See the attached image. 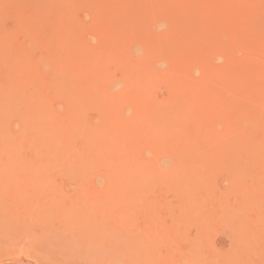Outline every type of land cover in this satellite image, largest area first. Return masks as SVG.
Instances as JSON below:
<instances>
[{"label":"rangeland","instance_id":"374dc122","mask_svg":"<svg viewBox=\"0 0 264 264\" xmlns=\"http://www.w3.org/2000/svg\"><path fill=\"white\" fill-rule=\"evenodd\" d=\"M2 100L0 264H264V0H0Z\"/></svg>","mask_w":264,"mask_h":264},{"label":"bare ground","instance_id":"6f19581e","mask_svg":"<svg viewBox=\"0 0 264 264\" xmlns=\"http://www.w3.org/2000/svg\"><path fill=\"white\" fill-rule=\"evenodd\" d=\"M48 1V0H47ZM36 5V4H35ZM48 9V8H47ZM45 12H46V10H45ZM44 24V23H43ZM9 45V44H8ZM14 45V44H13ZM12 45V46H13ZM5 51V50H4ZM58 52V51H57ZM10 54V53H9ZM48 61V60H47ZM44 63V62H43ZM65 80V79H64ZM61 82V81H60ZM63 83V82H62ZM57 84H60V83H57ZM66 86V85H65ZM55 88V87H54ZM5 100H2V102L0 103V110H2L3 109V106H2V104H3V102H4ZM40 134V133H39ZM38 134V135H39ZM42 135V134H41ZM44 136L45 137H42L43 139L44 138H46L48 141H51L52 139H53V135L52 134H50V133H47V134H44ZM252 178H253V176H250V177H246V176H243V177H241V176H234L231 180H229V181H231V188H230V186H229V188L228 187H226V188H224L225 190L227 189V192H226V195H229V194H232V193H240V194H244V193H250L251 192V190L250 189H248L246 186H248V185H246V186H244V184H246V182H251L252 181ZM254 179V178H253ZM258 179V178H257ZM263 179V178H262ZM258 182V180H255V182ZM260 181V180H259ZM253 183H254V181H252ZM253 183H252V185H253ZM192 185H199V184H194V183H190L189 184V186H192ZM251 185V186H252ZM251 186H250V188H251ZM258 186V185H257ZM255 187V186H254ZM203 189V187L202 186H195L194 188H193V191L189 194V199L187 200L188 201V207H190V209H188L187 207H186V209H184L185 210V212L183 213V210H181V211H179V212H177L176 213V215H174V217L173 218H175V220L177 219V222H178V220H179V222H180V217H182L183 215L184 216H186V219L187 220H189L190 219V222L189 221H186L185 223H186V225H184V226H187V227H190V226H193V225H198V227H199V229H202L203 231H205V230H207V229H209L210 228V226L211 225H214L215 223L213 222V220H212V218H211V216H209V215H206L205 214V212L204 211H202V207H200V205L199 204H197L198 202H199V200L202 198V194H203V191L201 190V189ZM253 188V187H252ZM258 188V187H257ZM205 189H206V187H205ZM259 189V188H258ZM262 189H263V187H262ZM260 190V189H259ZM114 192H115V189L113 190ZM261 191V190H260ZM128 193V192H127ZM261 193V192H260ZM126 194V193H125ZM129 195V194H128ZM245 195V194H244ZM119 196V195H118ZM204 198L205 199H207L208 198V192H207V190L205 191V194H204ZM227 199H229L228 198V196L226 197ZM225 198V199H226ZM120 199V198H119ZM111 200H112V198H111ZM120 200H122V199H120ZM109 201V200H108ZM113 201V200H112ZM111 201V202H112ZM127 201H129L128 199H127ZM127 201H126V203H127ZM201 201V200H200ZM123 203H124V201H122ZM130 202V201H129ZM246 209V208H245ZM244 209V210H245ZM247 211H248V208L246 209ZM241 216H242V213L241 212H230V211H225V212H223L222 213V220H220V223H221V226H222V228L223 229H225V228H227V227H229V229L231 228L232 230H233V232L235 231V235H234V237L232 238V240H236L239 244H243L244 243V245L245 244H250L251 243V241L252 240H250L251 238H250V235H249V233H253L254 231L252 230V228L251 227H249L250 225H246L245 224V222L244 223H241V221H243L242 219H241ZM244 217V216H243ZM246 217V216H245ZM172 218V219H173ZM248 219V218H247ZM210 220V221H209ZM174 222V221H173ZM247 223V222H246ZM201 224V225H200ZM211 224V225H210ZM179 225H181V224H179ZM249 228L253 231H249ZM260 228V227H259ZM197 229V228H196ZM256 230H257V227H256ZM255 230V231H256ZM186 231V230H185ZM261 233V232H260ZM195 234H197V233H195ZM249 235V236H248ZM208 236V235H207ZM253 236H256L255 234L253 235L252 234V237ZM258 236V235H257ZM124 237V236H123ZM196 238V237H195ZM208 238V237H207ZM207 238H205V239H207ZM250 238V239H249ZM255 238L256 237H254L253 239L255 240ZM116 239V238H115ZM194 239V238H193ZM197 239H198V237H197ZM133 240V239H132ZM202 240H203V238H202ZM209 240V239H208ZM116 241H117V239H116ZM194 241V240H193ZM131 242V241H130ZM133 242H135V241H133ZM203 242H208V241H204L203 240ZM195 245L194 246H196V244L197 243H194ZM152 246V245H151ZM237 246H238V244H237ZM113 247V246H112ZM135 247V246H134ZM246 248L248 247V246H245ZM126 248V247H125ZM124 248V249H125ZM196 248V247H195ZM195 248H194V250H195ZM245 248V249H246ZM135 249V248H134ZM152 249V248H151ZM198 249V248H197ZM195 250L194 252H197L198 250ZM248 249V248H247ZM99 251V250H98ZM118 251V250H117ZM240 251V250H239ZM193 252V251H192ZM237 253V251L235 250L234 251V253ZM246 252H248V251H246ZM117 253V252H116ZM109 254V253H108ZM107 254V255H108ZM190 254V253H189ZM249 254V253H248ZM244 255H246V254H244ZM230 256V258H231V255H229ZM237 256H238V253H237V255H235V257L237 258ZM247 256H249V255H247ZM112 257V256H111ZM95 258V257H94ZM132 258V257H131ZM240 258L242 259V256L241 257H239V260H240ZM235 258H233V260H234ZM238 259V258H237ZM237 259H235L234 261H235V264H237L236 263V260ZM249 259H250V256H249ZM252 259V258H251ZM190 260L191 261H193V262H195V264H201L200 263V261H199V258H198V254L196 255V253L194 254V255H192V257H190ZM231 260H232V258H231ZM232 260V261H233ZM190 261V262H191ZM230 261V260H229ZM250 260H248V262H249ZM192 263V262H191ZM232 263V262H231ZM244 263V262H243ZM247 263V262H246ZM193 264V263H192ZM238 264H240V261H239V263Z\"/></svg>","mask_w":264,"mask_h":264}]
</instances>
